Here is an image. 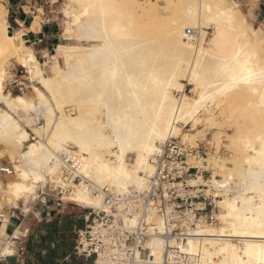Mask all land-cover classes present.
I'll return each mask as SVG.
<instances>
[{"label":"bare ground","instance_id":"bare-ground-1","mask_svg":"<svg viewBox=\"0 0 264 264\" xmlns=\"http://www.w3.org/2000/svg\"><path fill=\"white\" fill-rule=\"evenodd\" d=\"M164 1L165 3H160L159 0H105L130 5L126 11L131 21L137 25L136 31L141 36L140 39L119 41L108 54L114 66L116 60L121 61L119 68L122 73H126L119 85L124 87L127 76H131L134 81L138 80L151 88L150 76L155 73L162 80L172 82L171 88L165 85L167 98L162 92L145 97L141 88L137 90L141 96L140 106L134 102L130 105L131 98L127 96L126 87L122 102L111 88L104 87L99 78V69L92 64L90 50L96 47L97 42L89 39L87 32L83 34L84 38H80L81 29L74 23V9L65 8V5L75 4L76 0H65L62 9L63 13L65 10L69 12L68 16L64 15L63 35L71 42L58 43L52 53L45 52V61L39 59L35 49L24 41L22 35L21 44L17 48L9 46L5 49L6 62L0 61V75L3 76L0 86V147L8 156V165L4 169L0 166V231L3 232L0 242L3 243V257L15 255L18 249L15 240L24 236L21 231L24 232V228L16 227L13 228V238L7 237L10 213L22 210L24 203L39 193L53 196L61 189L65 202L99 208L103 206L109 193L123 196L134 189L142 190L146 187L147 175L155 170L150 157L159 142L175 137L191 147H197V134H201V131L194 130L200 126H211L212 123L217 127H222L225 122L236 126L234 133L226 137L228 147L231 144L230 137L248 135L244 113L257 111L255 108L247 109L248 94L237 90L226 93L223 97L217 96L219 107L208 101L207 108L201 107L196 112L195 103L200 99L201 92L215 89L198 87L192 72L202 75L212 64L210 56L202 55L201 52L203 50L207 54L209 48L214 47L213 37L218 27L222 30L230 27L227 15L221 13L230 11L237 21L246 22L249 34L256 32L257 36L252 37L256 52L253 67L256 68L264 65V49L257 39L262 28L250 23L236 0ZM218 4L226 7L218 9ZM0 5L5 7L4 4ZM167 5L173 6L166 7ZM206 6H211L212 11L208 12ZM75 11L78 12V9ZM114 21L125 27L130 23L127 19L110 17L109 34ZM91 22L96 25L97 32L104 27V21L97 16H93ZM188 29H195L196 34L187 38ZM210 29L213 32H209ZM9 32L7 26L6 34L9 39L20 33ZM29 54L33 58H27ZM228 54L230 53H226ZM11 64L25 68L26 75L22 78L29 79L25 84L27 89L31 87L33 96L25 91L13 93L7 90V82L13 77L8 70ZM173 73L175 79H172ZM46 84L50 87H46ZM187 85L192 86L190 91ZM175 92L181 93L180 97ZM54 93L59 100L58 107L57 101L50 99ZM40 94L44 95V101L40 100ZM101 94L105 98L103 102L99 100ZM21 100L24 104L20 103ZM238 109L242 111H237ZM71 110L73 111L70 112ZM190 124L191 128L184 130ZM57 125L60 127L57 128ZM223 134L224 131H218L216 142L210 141L215 153H210L208 158L200 154L190 157L188 153L189 164L201 170H211L209 180L204 178V172H199L196 177L188 178L189 184L196 186L203 183L205 193L213 195L218 211H213L212 221L202 214L185 242L171 243L179 251L191 255L197 264H239L240 260L247 264L250 257L246 252L253 253V264H256L260 247L264 245V236L259 234V225L264 217L261 216L259 195L248 192L247 187L258 185L249 182L246 187L245 178L249 165L245 160L249 154L242 145L236 149L229 148L232 153L228 157L219 154ZM82 145L91 147L92 155L81 151ZM63 152H75L82 160L76 175L67 179L60 174ZM97 155L112 169V179H104L97 174ZM86 165L88 176L84 175ZM251 168L253 172L260 171L255 164ZM25 174L29 179H25ZM74 176L80 177L79 183L74 182ZM100 179H103V183H98ZM16 185L31 188V192L18 193ZM217 185L227 187L218 188ZM95 188L99 193L93 191ZM217 192L220 193L219 196L216 195ZM253 195H256V199L248 203ZM74 196L86 198L89 202L74 199ZM4 208L6 212L3 211ZM135 221L136 218H133L132 222ZM151 221L162 226V220L157 215ZM245 232L255 234L244 235ZM163 245L161 238L152 241L151 251L158 259L162 255ZM4 249H7V254L3 252Z\"/></svg>","mask_w":264,"mask_h":264},{"label":"snow or ice","instance_id":"snow-or-ice-1","mask_svg":"<svg viewBox=\"0 0 264 264\" xmlns=\"http://www.w3.org/2000/svg\"><path fill=\"white\" fill-rule=\"evenodd\" d=\"M54 7H59L57 0H52ZM173 5H167L166 7H172ZM131 7L130 5L116 4L111 2H105V0H76L75 4L65 5V8L74 9V23L81 29V37L84 38L85 32L89 33L88 38L97 42L96 47L91 49L92 64L95 68L99 69V78L105 88H111L114 94H118L119 100L122 102L125 99V87L127 89V96L131 98L130 105L134 102L137 106L141 104V96L139 95V89H143L145 97H148L152 93L162 92L165 98H167V88L172 87L171 80H162L155 73L150 76L151 88L141 84L138 80L133 79L131 76H127L124 81V87L119 85L122 77L126 73H122L119 64L121 61L118 59L115 62V66L109 59V53H111L115 45L122 40L140 39L141 36L137 29V25L131 21L126 9ZM207 11L211 12V6H206ZM226 7L223 4H218L217 8ZM78 9V12L75 11ZM25 13H28L31 20V27L23 29L17 35L11 37L6 34L8 21L6 19L5 7L0 5V61H5L6 51L5 49L9 46L17 48L21 44V35L24 31L37 32L39 31L40 25L43 23L42 16L46 12L45 7L37 4L33 7H26ZM64 15L68 16L69 12L64 11ZM221 15H227V30H222L220 27L217 28L216 35L213 37L214 47H210L208 53L201 52L202 55H209L212 64L202 75L196 71L192 72L194 82L198 87L204 89H215V91H202L200 99L195 103V111L199 112L201 107L207 108V102L211 101L213 105L219 107L216 97H223L226 93L242 90L247 95V109L255 108L257 111H246L244 113L245 125L248 128V135L246 137L241 136L239 138L230 137L231 144L229 148L236 149L240 145L243 146L244 150L249 154L245 160V163L249 165L247 169L248 175L245 178L246 187L250 182L258 187H247V191L258 194L261 216L264 217V65L258 68L253 67V57L255 56V48L252 42V37H256V32L249 34L247 31V24L244 21H237L229 12L221 13ZM97 16L98 19L104 21V27L101 31L97 32L96 25L91 22V18ZM110 17H120L121 20L127 19L130 21L127 27L120 22H113L111 34H109L108 20ZM88 21V23H85ZM240 27H237V25ZM243 38V39H242ZM262 49H264V28L261 29L260 36L257 38ZM226 53H230L226 55ZM17 55L19 50H17ZM27 58H33L30 54ZM6 62V61H5ZM172 79H175V73L172 74ZM219 82V83H216ZM3 83V76L0 75V86ZM46 87H50L46 84ZM51 90V89H50ZM41 101H44L45 97L43 94L39 96ZM57 101V107L59 106V100L55 93L50 98ZM103 94L100 95L99 100L104 101ZM24 104V101H20ZM106 107L108 105H105ZM237 111H242L238 109ZM235 115V113H233ZM63 117H61V120ZM159 119V115L157 116ZM169 128L171 124L169 123ZM213 128L216 127L214 123L211 124ZM57 128L60 126L57 125ZM257 128L259 131L257 132ZM179 134V133H174ZM52 143V141H50ZM111 147V145H108ZM195 147V145H193ZM81 151H87L89 155H92V148L81 146ZM123 148H121V154ZM96 167L95 170L100 177L104 179H112V169L105 165L100 156L95 157ZM257 165L260 169L258 173L253 172L251 165ZM220 167V164H217ZM123 169H121V172ZM84 175L88 176L89 171L87 165L85 166ZM25 179H29L28 175L25 174ZM40 179V177H37ZM231 179V177H228ZM98 183H103V179L98 180ZM218 188H226L227 185H217ZM17 192H31V188H26L23 185H16ZM238 190V189H237ZM216 195H220L219 192ZM67 198V197H66ZM74 199H84V202H89L83 197H73ZM256 199V195L248 200V203H252ZM99 206V202H97ZM25 211H28L27 208ZM261 231L260 235L264 236V221L259 225ZM22 234L26 235V232ZM244 235H251L255 233H243ZM0 236H3V232L0 231ZM11 246V245H10ZM3 252L7 254V249ZM246 255L250 257L247 264H253V253L246 252ZM239 264H246L244 260H240ZM256 264H264V245L260 247L258 256L256 257Z\"/></svg>","mask_w":264,"mask_h":264},{"label":"built area","instance_id":"built-area-1","mask_svg":"<svg viewBox=\"0 0 264 264\" xmlns=\"http://www.w3.org/2000/svg\"><path fill=\"white\" fill-rule=\"evenodd\" d=\"M193 34L195 29L187 30V38ZM7 86L19 92L26 88L25 82L17 79H9ZM188 153L185 143L175 137L159 142L150 157L155 170L147 175L144 189L123 196L109 193L102 207H85V224L77 231L78 253L93 257V264H197L171 243L185 242L198 218L207 216V211L212 213L215 203L213 195L205 193L203 183L189 184L188 178L196 177L201 169L189 164ZM61 156V176L67 179L76 175L82 165L80 156L75 152ZM74 182L79 183L80 177L74 176ZM93 191L99 193L96 188ZM59 193L63 200L64 192L60 189ZM154 215L162 220L161 227L151 221ZM156 238L164 241L159 259L151 251Z\"/></svg>","mask_w":264,"mask_h":264},{"label":"crops","instance_id":"crops-1","mask_svg":"<svg viewBox=\"0 0 264 264\" xmlns=\"http://www.w3.org/2000/svg\"><path fill=\"white\" fill-rule=\"evenodd\" d=\"M4 3L7 9L8 32L10 31L9 33H15L21 32L22 28L28 29L31 27L30 16L28 13H25L24 9L26 7L34 8L37 4L41 7L47 8L46 3H48V0H4ZM253 15L255 20H259L261 17H264V0L257 1L253 9ZM42 19L43 23L40 25L39 31H24L22 37L28 45L35 49L38 57L46 59L44 55L45 52L52 53L54 47L58 43H62V37L60 33L57 32V24L54 23V19H52L51 14H44ZM41 202L42 204L40 206L28 205V212L16 211L15 213H10L7 231L12 233L16 227L23 226L24 232L27 234H23L24 236H22L20 240H16L19 245L15 255L3 257L0 252V264H12L9 260L11 257H16V260L14 261L15 264H21L24 262L26 257L34 256L31 248L29 247V243L33 240L36 227L42 221H52L65 214L77 213L75 211L66 212L69 204L66 205L65 203H59L54 200H52L49 204H47V200H42ZM17 212H20V216L16 215ZM84 213L85 212L83 211L82 214L84 215ZM28 214H33L34 219L38 221L34 228L23 225V217H26Z\"/></svg>","mask_w":264,"mask_h":264},{"label":"rangeland","instance_id":"rangeland-1","mask_svg":"<svg viewBox=\"0 0 264 264\" xmlns=\"http://www.w3.org/2000/svg\"><path fill=\"white\" fill-rule=\"evenodd\" d=\"M45 1V0H44ZM239 2L241 10L246 14L248 20L250 21V23L254 26V27H261L264 28V17L260 18L259 20H255L254 15H253V9L255 7V4L257 3L258 0H236ZM160 3H165L164 0H159ZM1 4H5L4 0H0ZM57 4L59 5V7H54L52 4V0H48V3H46V12L45 14L49 13L52 15V19H54V23L57 24V32L60 33L61 35V42L62 43H70L71 41L68 42V40H66L64 38L63 35V31H64V26H65V19H64V13L62 12V9L64 7L65 4V0H57ZM6 17H7V13H6ZM209 32H213V29H210ZM39 59H41L42 61H45L44 58L39 57ZM23 69V71L25 70V68H23L22 66L18 65V64H11V66L8 68V70L11 72V74H13V77L10 78V80H15V78L19 81H23L28 83L29 79H26V77L22 78V76L26 75V72L24 71L23 73L20 72V70ZM36 83H34L35 85ZM191 85H187V88H191ZM31 87H29L28 89L25 88V92L30 94L31 96H33V92L30 91ZM7 90H11L13 93H22L19 91H13L12 88L10 86H7ZM175 95L177 97H180L181 93L179 92H175ZM71 108V107H69ZM73 110H71L70 112H72ZM231 123V122H230ZM228 122H225V124H223L222 127H215L213 128L212 126L206 125L207 127L204 126H200L199 129H196L194 131H201V134H197L199 135L198 139H199V145H197V147H191L188 144H185L187 146V148L190 150L189 156L190 157H194L197 154H200L201 156L208 158L210 153H215V148L211 147L210 141L216 142L215 138L217 136V132L218 131H224L223 134V141L221 144V149L219 150V154L224 156V157H228L231 155L232 151L229 149V147L226 145L227 141V135L228 134H233L235 131V125L234 124H230ZM191 128V124L188 125L187 127H184V130H189ZM203 129V130H202ZM28 130L31 132V130L28 128ZM217 131V132H216ZM204 135V136H203ZM202 138V139H201ZM214 139V140H213ZM1 149V147H0ZM2 150V151H1ZM0 151V166L1 168L6 167L8 164V159H7V153L6 151L2 148ZM192 165V164H191ZM4 169V168H3ZM204 173H203V172ZM201 173H203L204 178L206 180H209L210 175H211V170H200ZM60 190V189H59ZM59 190L56 191V193L53 196H48L45 195L43 193H39L37 196L35 197H31L29 199V201L27 203H24V205L22 206V210H18V211H23V212H28L29 208L28 205L31 206H40L42 204V200H47V204H49L52 200L57 201L59 203H65L66 205L69 204V207L66 209V212L68 211H75L77 213H82L83 211L85 212L87 208H85V206H81V205H77L75 203H71V202H65L64 200H61V194L59 193ZM62 191V190H61ZM63 204V205H65ZM27 208L28 211H25V209ZM213 211L217 210L218 211V207H216V204L214 203V207H212ZM4 212H6V208L3 209ZM3 212V213H4ZM208 215L206 216L207 219L209 221L213 220V212L211 213V211H207ZM13 213V212H12ZM16 215L20 216V212H17ZM1 218V217H0ZM2 219V218H1ZM1 222V220H0ZM23 222H24V226L26 227H32L34 228L38 221L34 219L33 214H28L26 217H23ZM22 228H24L23 226H21ZM7 237L9 238H13L12 237V233L8 232ZM15 242H17L16 244L19 245L18 241L15 240ZM241 244V242H238ZM3 247V243L0 242V252L1 249ZM145 255V254H144Z\"/></svg>","mask_w":264,"mask_h":264},{"label":"trees","instance_id":"trees-1","mask_svg":"<svg viewBox=\"0 0 264 264\" xmlns=\"http://www.w3.org/2000/svg\"><path fill=\"white\" fill-rule=\"evenodd\" d=\"M84 225L82 213L65 214L52 221H42L30 241L32 257L21 264H93V257L79 254L76 249L77 231ZM10 262L15 264L16 257Z\"/></svg>","mask_w":264,"mask_h":264}]
</instances>
